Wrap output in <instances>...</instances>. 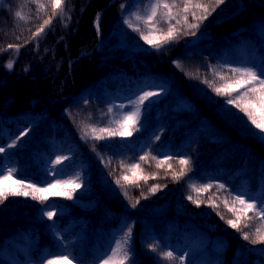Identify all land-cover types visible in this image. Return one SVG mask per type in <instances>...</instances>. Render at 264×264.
<instances>
[{"label":"trees","instance_id":"16d2710c","mask_svg":"<svg viewBox=\"0 0 264 264\" xmlns=\"http://www.w3.org/2000/svg\"><path fill=\"white\" fill-rule=\"evenodd\" d=\"M80 1L64 0L63 15L53 8L51 0L0 3V147L6 149L0 153V172L8 167L15 169L16 178L39 187L57 179L73 181L48 171L49 167H57L59 154L55 149L61 146L86 160L89 170H97L99 176L116 185L121 197L106 198L100 204L101 194L87 188L73 192V197L84 194L85 198L78 200L48 193H44L48 200L43 203L31 200V195L9 196L0 203V264H15L13 256L5 253L7 249L23 256L27 251L37 260L38 247H42L41 256L44 249L52 248L53 253H71L76 258L73 264H95L110 249L115 231L128 223L133 238L130 259L124 264H195L203 259L208 264H264V219L249 212L251 219L242 218L239 230L226 222L236 219L229 211L231 206L240 207L232 204L235 195L247 193L246 199L264 197V133L203 82L205 78L215 79L213 68L235 67L223 65L222 58L230 50L241 57V38L260 43L256 26L264 21V0H225L200 22L209 29L201 38H189L190 29L178 25V38L165 45L166 55L141 56L134 63L131 57L107 59L99 54L100 39L108 38L123 4L131 0ZM202 2L214 6V0ZM17 12L27 22L18 19ZM45 20L50 23L44 25ZM163 24L161 21L159 25ZM62 25L72 31L69 40L57 38ZM41 26L44 31L36 36ZM194 53L197 60L189 61L191 68L185 71L184 62ZM56 62L60 64L54 66ZM53 68L54 75L49 73ZM187 74L195 79V94L188 87ZM149 82H166L169 88L159 99L148 101L136 125L138 131L122 140L117 139L118 135L104 134V140H93L89 135L92 143L83 142L81 135L86 126H90L89 132L91 127L117 131L109 112L117 93H134ZM41 87L52 88L47 92L49 104L41 102ZM52 96L58 101L50 104ZM201 97L212 104L209 111L208 102ZM44 120L46 124L31 138L33 127ZM11 144L15 146L9 147ZM122 150L125 155L120 153ZM141 156L148 159L141 161ZM181 159L190 163L182 166ZM159 161L165 162L158 167ZM135 163L143 170L137 176H148L147 181L133 177L129 166ZM181 171L185 175L174 179V174ZM124 175L136 182L123 180ZM209 183L224 184L225 189L217 191L213 187L198 194L192 188ZM71 184L52 192L71 191ZM155 185L160 187L150 191ZM189 196L202 202L197 206ZM209 198L218 207L209 206ZM47 211L55 212V216L49 219L44 214ZM200 231L208 234L207 244L195 249L192 244ZM244 232H248V240L243 238ZM152 245L158 246L156 251ZM168 251L173 252L175 260L164 258L163 253Z\"/></svg>","mask_w":264,"mask_h":264},{"label":"snow or ice","instance_id":"6c2138e0","mask_svg":"<svg viewBox=\"0 0 264 264\" xmlns=\"http://www.w3.org/2000/svg\"><path fill=\"white\" fill-rule=\"evenodd\" d=\"M224 2L225 0H214L213 6L202 2V0H180V2H177V0H172V2H169V0H152L145 15L142 16L137 14L135 16L136 21H140L146 26V31L142 30L139 26L134 25L132 19L126 20L125 23H127L134 31L139 32L141 38L145 40L146 43L159 49L178 38L179 28L177 26L181 24V20H183L184 24L187 25L188 29L198 30L200 22L206 20L208 15H210L212 11H215V7H218ZM51 3L54 9L61 10V15L64 14V11H66L62 8L64 0H51ZM43 7V5H40V8ZM161 9L163 11H161ZM174 9L176 10L175 12L173 11ZM198 11L201 13L200 15L197 14ZM189 16H191L196 23H190ZM16 17L27 22L26 17H24L20 12L16 13ZM98 20L99 17H97V28L99 27ZM162 20L168 24L166 31L164 29L157 28V25L160 24ZM172 21H175V23L173 24ZM49 23L50 20L44 21V25H48ZM43 31L44 27L41 26L35 35L39 36V34ZM190 34L195 35V32L193 31ZM8 47L11 48L12 45H8ZM7 66L11 68L12 64L9 63ZM177 67H181L179 63L177 64ZM212 75L215 79L210 81L205 78L203 82L212 87L213 91L218 96L225 97L226 105H233L235 108L239 109V111L247 117L256 129H259L262 133H264V65H260L258 67H230L226 70L223 68L220 70L213 68ZM196 78H199V76L197 75ZM217 81H219V83ZM157 94L158 93L156 92L145 91L143 95L133 101L135 109L124 114L118 121L120 125L119 130L112 131L109 128L97 129L95 127H91V131L89 132L88 127L90 126H86L84 129V135L86 137L91 135L93 140H104L106 138L104 134H107V137L117 135L121 137L132 136L134 131H138L136 125L139 122L142 112L141 105H143L144 101L148 100L149 97ZM121 107L124 106L122 105ZM111 111L112 109H109V112ZM156 139H159V137L157 136ZM14 146L15 144L9 145V147ZM5 150L6 149L4 147H0V153L5 152ZM66 159H68L67 156H57L55 164H60ZM147 159V156L140 157L141 161H146ZM153 159H155V157H153ZM166 159H171V157H166ZM164 162L165 161H159L157 166H162ZM179 163L182 166H187L190 161L187 159H181ZM129 167L133 173V177H136L137 180L143 179L147 181V179H149L148 176H137L138 172L143 171L139 163L132 164ZM168 167L171 168V164H169ZM184 175L185 173L181 171L174 174V179H179ZM16 176V170L12 168H5L3 172H0V203L6 201L9 196L29 195H31L34 200H39L43 203L48 200V195H43L44 193L51 195H63L67 199H72L75 188L80 187V184L75 183V181L60 179L55 180L54 183L49 182L46 187H39L36 184L26 183L25 180L18 179ZM152 178L155 177L153 176ZM77 179H79V177H77ZM122 179L128 181L129 183L136 182V180L127 175H124ZM8 181H11V183H7ZM70 183L75 184V188H73L72 191H65L62 193L52 192V190L58 186H64ZM116 183L120 184V179H117ZM159 187V185L152 186L150 191L155 192ZM213 187H216L217 191L225 189L224 184L213 185L209 183L200 188L192 185L193 190L198 194L201 192H207ZM229 195H231V192H229ZM246 196L247 193H242L233 197L232 204H238L240 207H229L228 200H224L225 206L229 207V211L236 216V219H229L226 221L234 229H240L242 218L251 219L248 217L249 212H254L256 217L264 219V197L258 200L256 197H249L246 199ZM188 199L193 200L197 206H199L202 202L199 199H193L192 196H189ZM208 203L211 207H218V205H216L211 198H209ZM44 214L49 219H52L53 216H55V212L53 211H47ZM221 218L223 219V217ZM244 227L247 228L248 225L245 224ZM256 231L259 232V229H256ZM130 235L131 230L129 229V232L124 235L121 241L115 242V248L110 249V255L103 259L102 264H113L120 252H122L123 255L119 258V264H124V261H128L130 259V249L128 248ZM243 238L245 240L249 239L248 232H244ZM253 242L255 243L256 241ZM151 247L153 251H156L158 246L152 245ZM49 256L50 258L46 259V264H72L73 260L76 259L68 252H54L50 253ZM163 256L168 260L176 259L171 251L163 253ZM179 259L183 260L184 257L181 256ZM41 264H45V261H42ZM97 264H100V261H97Z\"/></svg>","mask_w":264,"mask_h":264},{"label":"rangeland","instance_id":"374dc122","mask_svg":"<svg viewBox=\"0 0 264 264\" xmlns=\"http://www.w3.org/2000/svg\"><path fill=\"white\" fill-rule=\"evenodd\" d=\"M3 2H4V0H0V3H3ZM87 2H88V0H81L80 4H82V3L86 4ZM151 2H152V0H131V1L123 4L121 14L114 21L110 35L108 36L107 39H100V41H99V43H100L99 54L100 55H103L107 59L112 58V57L113 58L117 57L116 59H118V58H120V56H123V58L125 60H127L131 57L130 59H131L132 63H134L136 59L141 60V58H140L141 56H146V55L147 56H150V55L151 56H153V55L154 56H161L160 53H162V55L165 54V52H164L165 45L159 49L153 47L152 45H149L148 43H146L145 40H143L141 38V35L139 32L134 31L132 28H130L128 26L127 23H125L126 20L132 19L134 25H137L142 30L146 31V26L143 25L142 22L136 21L135 16L137 14L142 15V16L145 15L147 10L149 9V7L151 5ZM72 8L76 11L78 10L77 7L72 6ZM161 11H163V10L161 9ZM88 13H89V11H86L85 16H87ZM162 22L164 23L163 26L158 24L157 28L165 30V28L167 27L168 24H167V22H165L163 20H162ZM189 22L190 23H196L195 20H191ZM180 25H184L187 27V25L184 24L183 20H181ZM62 26L63 27L60 30V32H61L60 36H58L57 38L61 39L62 41H64V39L69 40L70 38L73 37L72 31L69 27H67L65 25H62ZM208 30L209 29L205 28V24L202 26L200 25L198 30L190 29V32L194 31L195 35L190 34L189 38H191L193 36H195L196 38H201L205 34V32H207ZM256 30L260 34V37L258 38L260 40V43L254 44L246 37L241 38L240 39L241 41L239 44V50L241 53V57H238L237 55H235L233 52H231V50L227 51L225 56H223V58H222L223 65L235 66V67H245V66H257L258 67V66L262 65L263 48H264V21L263 20L259 21V23L256 26ZM61 36H63V37H61ZM189 38L187 39V41L189 40ZM53 40H54V38H49V39L46 38V41H53ZM187 41H185V42H187ZM187 45H189V43H187L185 45V47ZM179 49H177V50H179ZM196 56H197V53H194V56H192L190 58L188 57V59L184 62V70L185 71H187V69L191 68V65H189V61H193L194 59L197 60ZM41 58H42V55H41ZM59 64H60V62L59 63L56 62L53 65L58 66ZM46 68L47 67H44L43 69H41V77L44 75V70ZM55 69L56 68L51 69L49 71V73L54 75ZM179 70H181V68ZM186 79L189 82L188 87L190 89H192L193 93L195 94L196 93L195 91H198V88L195 87V85H193V82L196 83L195 79L191 78V76L188 74H187ZM168 88H169V84L166 82H158V83L149 82L145 86H143L142 88H140L138 91H136L134 93L124 94L122 92H118L117 98H116V103L112 106V111L110 112L111 119L116 121L117 126H118V130L120 128L118 121L123 117L124 114H126L129 111H133L135 109V105H134L133 101L137 100L138 97L143 95L145 91L158 93L155 96L149 97L148 100H145L143 105H141V109H142L141 116H142L143 113L145 112L146 104L148 103V101H151V100L156 99V98L159 99L160 97H162V94H164V91H166L165 89H168ZM51 89L52 88H50V87H48V88L47 87H45V88L41 87V102H46L47 104H49L46 99L50 98V96L47 94V92H50ZM44 93H45V96H43ZM52 98H53V100L50 104H53L56 100L58 101V98L56 96H52ZM62 98L64 99V98H66V96H62ZM201 100L208 102V104L206 105V110L209 111L211 109L212 104L210 103L208 98H202L201 97ZM33 101H35V100H33ZM122 105L124 107H121ZM68 113L70 115L71 109L68 110ZM41 121L38 122L37 125H35L33 127V132H31V134H30L31 138H33L38 133L40 128H42L46 124V120H44L43 122H41ZM89 137L90 136L86 137L84 134L81 135V138H83L84 143H90V142L92 143V140H90ZM123 138L124 137H121L118 135L117 139L122 140ZM80 149H82L85 153V150L82 147H80ZM55 150H56V152H55L56 155L59 154V156H67L68 159L63 160L60 164H57V167H49L48 171L50 172V174H54V175L57 174L59 176H64L68 179H72L73 181H75V183L80 184L79 188H75V184H73V185L71 184L73 186V188H75L76 192L78 190L83 189V188H84L83 190L93 189L94 193L97 192L96 194H98V193L101 194L100 197L98 198V200L101 201L100 204H103V202L106 200V198H112V197L120 198L121 197V195L119 193V192H121V190L116 185H114L113 183L111 184L103 176L100 175L101 176L100 177L97 170H93V168H92V171L89 170L88 162L86 160L83 161L79 155L75 156V155H73V153L67 152L61 146H58ZM90 153L94 154V155L96 154L95 151H93V150H91ZM120 153H124V155L126 154L125 151H123V150L120 151ZM55 154H54V157H56ZM85 154H87V153H85ZM70 165H74L73 168L67 169ZM77 177H79V179H77ZM82 180H86L89 183H85ZM97 181H98V184L93 186V184H95ZM89 186H91V187H89ZM72 190L73 189H71V191ZM38 195H40V194H38ZM80 195L81 196H75L72 199L78 200V199L85 198L84 194H80ZM29 198H31V200H34L32 198V196H30ZM129 229L131 230L130 241L128 244V248H129L131 239L133 238V229H132V226L130 223H128L122 229L115 231L116 232L114 234L115 236L113 237L112 243L109 246V248L110 249L115 248V242L121 241L122 238L124 237V235L129 232ZM207 239H208V234L204 231H200L196 235L192 246L195 249H198L200 246L204 247L207 244ZM110 249L99 260L100 264H102V261L104 258H106L108 255H110ZM36 250H37V257L40 254L39 258L37 260L32 259V257L29 256L30 253L27 251L25 252L24 256L21 255L19 251L12 250V249L5 250V253L13 256L15 264H41L42 261H45V264H46V259L50 258L49 254L53 253L52 248L51 249L48 248V249H44L45 252L43 251L44 253L41 256L42 247H38ZM119 255L121 257L123 255V253L122 252L118 253L117 258L119 257ZM117 258H116V260H117ZM95 264H97V263H95ZM195 264H208V263H207L206 259H203L201 261H196Z\"/></svg>","mask_w":264,"mask_h":264}]
</instances>
